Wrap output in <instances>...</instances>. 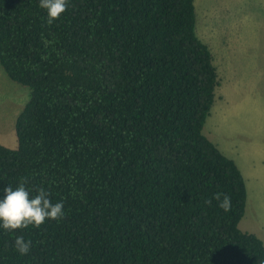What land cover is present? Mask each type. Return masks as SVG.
<instances>
[{
	"label": "trees",
	"instance_id": "obj_1",
	"mask_svg": "<svg viewBox=\"0 0 264 264\" xmlns=\"http://www.w3.org/2000/svg\"><path fill=\"white\" fill-rule=\"evenodd\" d=\"M195 25L194 0H70L52 24L0 0V66L28 87L0 189L44 187L65 212L0 230V264H264L238 227L244 177L202 132L218 74Z\"/></svg>",
	"mask_w": 264,
	"mask_h": 264
},
{
	"label": "rangeland",
	"instance_id": "obj_2",
	"mask_svg": "<svg viewBox=\"0 0 264 264\" xmlns=\"http://www.w3.org/2000/svg\"><path fill=\"white\" fill-rule=\"evenodd\" d=\"M197 36L218 85L202 132L241 171L247 189L238 227L264 242V0H194ZM28 87L0 66V143L17 145L15 122Z\"/></svg>",
	"mask_w": 264,
	"mask_h": 264
},
{
	"label": "clouds",
	"instance_id": "obj_3",
	"mask_svg": "<svg viewBox=\"0 0 264 264\" xmlns=\"http://www.w3.org/2000/svg\"><path fill=\"white\" fill-rule=\"evenodd\" d=\"M69 3L70 0H38V7L46 11L47 23L52 24L67 10ZM213 199L223 212L231 211L230 196L217 192ZM205 203L210 204L211 201ZM64 215L63 201L53 203L44 187L37 188L33 193L22 180L15 187L7 185L0 189V230L14 232L29 226L38 229L47 220H60ZM31 247V241L23 236H17L13 241V248L21 256L27 255Z\"/></svg>",
	"mask_w": 264,
	"mask_h": 264
},
{
	"label": "crops",
	"instance_id": "obj_4",
	"mask_svg": "<svg viewBox=\"0 0 264 264\" xmlns=\"http://www.w3.org/2000/svg\"><path fill=\"white\" fill-rule=\"evenodd\" d=\"M213 57V56H212Z\"/></svg>",
	"mask_w": 264,
	"mask_h": 264
}]
</instances>
